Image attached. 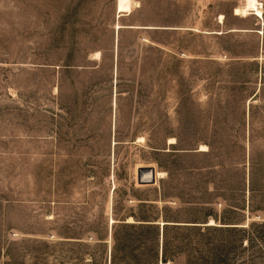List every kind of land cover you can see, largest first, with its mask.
I'll return each mask as SVG.
<instances>
[{
	"label": "rangeland",
	"instance_id": "374dc122",
	"mask_svg": "<svg viewBox=\"0 0 264 264\" xmlns=\"http://www.w3.org/2000/svg\"><path fill=\"white\" fill-rule=\"evenodd\" d=\"M251 169L261 227L208 228ZM114 202L158 264H264V0H0V264H108Z\"/></svg>",
	"mask_w": 264,
	"mask_h": 264
},
{
	"label": "trees",
	"instance_id": "16d2710c",
	"mask_svg": "<svg viewBox=\"0 0 264 264\" xmlns=\"http://www.w3.org/2000/svg\"><path fill=\"white\" fill-rule=\"evenodd\" d=\"M249 181H248V187L243 188L242 191H244L243 199L244 203H241V198L238 199H232L230 203L229 211L232 213L230 214H218L213 213V223H208L206 226L208 228L217 229L220 231H224L226 233L233 232V231H242V232H248L252 227L260 226L261 227V221H249L248 223L240 222L242 218H239L236 216L237 211L245 208L247 204V208L249 211H258L261 210V187H260V181L256 180V176L254 174V171L252 169L249 171ZM245 187V185H244ZM115 189V188H114ZM244 189H247V194ZM236 198V197H235ZM116 201V200H115ZM113 212L116 216V203H113ZM129 217H132L133 220H127ZM163 222L162 223V230H163V246L162 251L160 252V259L163 261H166L168 255L166 253V235H165V229L167 225L171 224L169 221H174L173 225H187V224H179L180 221L183 220H177V216H169L167 214H163ZM118 219V220H116ZM137 220H141L140 222H137ZM156 219H148L145 217L138 216L135 213L127 212L126 215H120L118 217H115V221L112 222V228H111V238H112V245L110 250V255L108 258V264H130V262L137 263L140 260V256L144 253L141 250V243H138L137 241L139 238L138 236H141L144 231L149 232L152 231L153 238L156 241V245H152L150 249L148 250V253L150 254V260L151 264H158V258H159V252L157 248V240L159 237V226L158 223H155ZM219 220V221H218ZM193 222V221H192ZM196 222V221H194ZM264 223V220L263 222ZM194 226H198L197 228L201 229V225L194 223L191 224ZM201 232V231H200ZM259 236H261V233H259ZM102 238V237H100ZM249 241V240H248ZM243 241L241 240L240 243ZM213 249H216V246L212 247ZM90 259H93L91 256ZM199 260L200 262H197L198 260H192L187 258V264H228L227 259V253H217V251L211 253L210 255H200Z\"/></svg>",
	"mask_w": 264,
	"mask_h": 264
},
{
	"label": "water",
	"instance_id": "95a60500",
	"mask_svg": "<svg viewBox=\"0 0 264 264\" xmlns=\"http://www.w3.org/2000/svg\"><path fill=\"white\" fill-rule=\"evenodd\" d=\"M119 15H122V14H119ZM141 171H150V177L149 178H141L140 177V172ZM137 180H138V182L143 183V184H146V183H155V181H156L155 167L154 166H150V165H143V166H141L138 169V171H137ZM161 263H162V261H160V264Z\"/></svg>",
	"mask_w": 264,
	"mask_h": 264
},
{
	"label": "bare ground",
	"instance_id": "6f19581e",
	"mask_svg": "<svg viewBox=\"0 0 264 264\" xmlns=\"http://www.w3.org/2000/svg\"><path fill=\"white\" fill-rule=\"evenodd\" d=\"M222 18H224L223 17V15L222 14H220L219 16H218V20H222ZM220 22V21H219ZM96 53H99V52H96ZM98 55V54H97ZM97 55H96V57H97ZM95 57V58H96ZM139 138H143V137H139ZM175 141V139L173 138V137H171L170 138V142H174ZM169 142V143H170ZM207 149V147L205 146V145H202V150H206ZM158 172V176H162V175H164V172L163 171H157ZM140 177L141 178H149L150 177V171H141L140 172ZM113 222V221H112ZM111 222V223H112ZM210 223H213V220L212 219H210Z\"/></svg>",
	"mask_w": 264,
	"mask_h": 264
}]
</instances>
